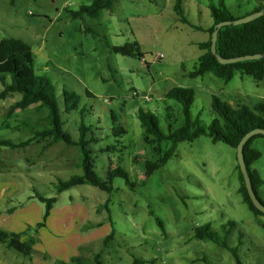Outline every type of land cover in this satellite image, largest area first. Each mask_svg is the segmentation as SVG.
Listing matches in <instances>:
<instances>
[{
    "label": "rangeland",
    "instance_id": "1",
    "mask_svg": "<svg viewBox=\"0 0 264 264\" xmlns=\"http://www.w3.org/2000/svg\"><path fill=\"white\" fill-rule=\"evenodd\" d=\"M221 1L236 19L264 4L183 0L179 15L173 0H115L99 18L74 19L70 12L93 0H16L14 6L0 0V42L18 39L31 47L36 74L55 89L63 129L78 141L85 125L88 138L97 139L89 146L97 177L108 182L109 169H121L130 178L127 184L115 177L111 193L82 185L58 194L60 181L83 175L80 149L51 138L34 140L35 132L50 128L48 109L34 105L10 113L14 98L5 103L0 97V140H33L24 148L0 146V183H14L20 192L29 184L30 195L57 199L46 221L45 204L32 199L31 223L23 232L47 249V258L34 252L36 260L30 259L8 249L0 264H64L75 258L94 264L97 254L103 264H134L135 259L144 264H237L221 244L236 248L241 264H264V215L255 216L239 193L237 151L201 136L180 143L165 164L148 174L172 143L164 141L158 154L146 141L138 115L140 110L155 115L166 134L182 128V106L167 97L177 87L194 90L191 114L204 126L216 118L213 96L231 107L264 104V79L239 71L229 83L211 73L188 77L205 53L199 44L210 36L182 19L208 29L211 5L219 8ZM134 44L133 56L113 50ZM65 91L80 97L77 110L64 111ZM252 148L261 155L252 169L264 180V138H256ZM258 197L264 202V185ZM205 225L219 243L196 238V230Z\"/></svg>",
    "mask_w": 264,
    "mask_h": 264
},
{
    "label": "trees",
    "instance_id": "2",
    "mask_svg": "<svg viewBox=\"0 0 264 264\" xmlns=\"http://www.w3.org/2000/svg\"><path fill=\"white\" fill-rule=\"evenodd\" d=\"M115 0H93L89 6H82L79 11L70 12L74 19L89 16L91 18H99L103 10L111 11ZM174 9L180 15L184 11L183 0H173ZM16 0H10V5L14 6ZM264 10V4H261L255 12ZM211 16L213 24L208 29L195 26L187 19L182 21L195 29L204 31L209 34V39L206 42L200 43L199 48L205 53L199 58L198 65L194 71L188 74L191 79L203 77L207 73L213 74L215 77L229 83L235 76L236 72H241L244 75L251 76L256 81L264 79V16L253 20L247 24L239 26H224L219 30L217 38V54L222 58L230 59L250 55H261L262 58L249 60L234 64H220L216 57L211 52L212 34L216 29V25L233 21L236 18L231 14L223 1L220 2L219 8L211 5ZM138 48L137 44L126 45L124 47H114L116 53L124 56H133ZM0 82L4 88L0 96L5 99L9 94L18 93L22 98L14 106L11 107L10 113L15 110H25L33 105L40 108L48 109L47 120L50 123V128L44 131H37L34 134V140L39 137L51 138L52 141H63L68 146L78 147L82 154L81 166L83 175L72 177L68 181H60L58 194L68 191L74 187L82 185H91L99 188L102 191L112 192V181L115 177H123L127 184H130L129 175L121 169H109L108 182L100 180L93 171V163L91 159V151L89 146L93 142H97L96 138H88L87 132L89 129L85 125L80 127V137L78 141L72 139L63 129L61 120L62 110L56 97L55 89L51 81L43 76H39L35 72L34 57L31 47L25 42L18 39H4L0 42ZM195 92L191 88L177 87L170 90L167 97L176 100L182 106V112L185 117V125L169 134H166L160 127L158 119L155 115L149 112L139 111V120L148 136L146 141L149 144L155 145V151L162 154L161 144L164 141H171L172 146L164 152L162 158L154 167H149L148 174L158 169L165 164L174 154L177 146L183 142L192 143L201 136L210 137L213 143L223 142L228 146L237 149L242 138L254 129H264V104H256L252 109L247 106L237 105L231 107L218 97L212 98V109L216 118L209 126H204L198 119H193L191 108L194 103ZM64 111L69 113L77 110L80 103V97L75 93L64 92ZM115 133L123 132L122 128H115ZM149 136L153 138H149ZM264 138L263 135L253 136L248 140L244 147V158L251 179L252 187L258 196V189L264 185V180L259 173L252 169V166L257 162L261 155L260 152L252 148L256 138ZM36 138V139H35ZM33 140H28L22 143H14L10 140H0V146L9 147L12 149L24 148ZM240 188L239 193L242 195L243 202L249 207L255 216L264 215L253 205L242 176L239 172ZM38 200L45 204L44 220L52 214L53 206L57 202L56 198H45L35 194ZM259 199V197H258ZM260 200V199H259ZM261 201V200H260ZM264 205V202L261 201ZM159 225L160 222H158ZM233 224V223H232ZM43 225H38V229ZM23 233H10L0 230V242L4 243L7 248L13 249L16 252L25 256L34 254V249L31 242L22 241ZM196 238L200 240H211L218 242V238L211 231L210 225L200 227L195 232ZM112 234L107 236L104 244L111 239ZM224 248L229 249L233 256L238 260L237 264H241L238 259L236 248H229L225 244H221ZM47 258L46 255H44ZM64 264H84L81 258H75L71 263ZM94 264H103L100 254L95 255ZM134 264H144L141 259H135Z\"/></svg>",
    "mask_w": 264,
    "mask_h": 264
},
{
    "label": "crops",
    "instance_id": "3",
    "mask_svg": "<svg viewBox=\"0 0 264 264\" xmlns=\"http://www.w3.org/2000/svg\"><path fill=\"white\" fill-rule=\"evenodd\" d=\"M3 90L4 88H2L0 94L3 92ZM14 94L18 93L9 94L5 99H3L4 102L6 103L11 98H14V101L10 104L11 106L19 102L22 98L21 94L18 97H15ZM1 175L2 173H0V176ZM26 185L27 186H25V188L27 187V189H25L24 192H20L21 190H19V187L14 183L7 185L0 183V230L10 233H23L26 227L30 225V217H32L31 207L35 205V202L32 199H34L35 196L29 194L31 186L29 184ZM21 193H24V197L21 195ZM22 241L31 242L34 252L42 253L44 255L47 254V249H44L43 246L38 245L39 243L36 244L35 238L23 236ZM1 244L2 247H0V256H3L4 258L7 257L9 248H7L4 243L1 242ZM28 257L30 259L35 258L36 260L34 254ZM3 258L0 259V263L5 261Z\"/></svg>",
    "mask_w": 264,
    "mask_h": 264
},
{
    "label": "water",
    "instance_id": "4",
    "mask_svg": "<svg viewBox=\"0 0 264 264\" xmlns=\"http://www.w3.org/2000/svg\"><path fill=\"white\" fill-rule=\"evenodd\" d=\"M262 16H264V10L255 12V13H253L249 16H246L244 18L235 19L233 21H226V22H222V23L216 25V29L213 32L212 39H211V43H212L211 44V52L216 57L217 61L220 64H223V65L234 64V63H239V62H244V61L262 58L261 55H250V56L225 59V58H222L220 55L217 54V49H216L218 33L222 27L230 26V25L239 26L242 24H247V23H249L253 20H256ZM256 135H263L264 136V129H254V130L248 132L240 141L236 151H237V159H238L240 171L242 173L248 195H249L253 205L255 206V208L264 214V205L258 199V196L256 195V193L253 190L251 179H250L248 169H247V166L245 163V158H244V147H245L246 143L248 142V140L250 138H252L253 136H256Z\"/></svg>",
    "mask_w": 264,
    "mask_h": 264
}]
</instances>
